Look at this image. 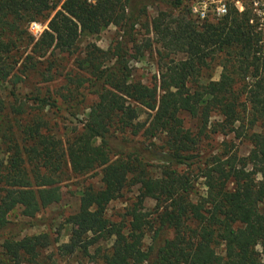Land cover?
I'll return each instance as SVG.
<instances>
[{
  "label": "trees",
  "instance_id": "1",
  "mask_svg": "<svg viewBox=\"0 0 264 264\" xmlns=\"http://www.w3.org/2000/svg\"><path fill=\"white\" fill-rule=\"evenodd\" d=\"M155 2L168 9L148 25L153 38L143 49L156 43L161 61L159 82L148 85L132 75L129 42ZM225 3L224 15L201 22L185 0H0V80L13 86L0 88L15 98L8 104L0 94V151L7 155L0 157V264H57L45 255L50 234L22 235L33 221L13 224L9 216L20 208L35 219L60 201L65 164L79 176L100 171L102 182L80 191L78 211L66 219L69 237L57 253L75 257L68 264H90V249L110 238L98 264H264V131L256 129L264 123V0ZM42 20L48 27L35 39L28 27ZM111 25L123 30L117 44L105 50L88 43L77 59L87 75L67 77L69 100L86 83L96 100L64 141L39 112L30 116L14 88L39 58L76 54L83 38ZM21 49L29 51L16 69ZM33 99L59 108L51 97ZM219 130L247 139L248 155L204 159L201 139ZM198 179L206 191L193 200ZM135 186L123 219L111 220L109 204ZM148 198L154 211L146 210Z\"/></svg>",
  "mask_w": 264,
  "mask_h": 264
},
{
  "label": "rangeland",
  "instance_id": "2",
  "mask_svg": "<svg viewBox=\"0 0 264 264\" xmlns=\"http://www.w3.org/2000/svg\"><path fill=\"white\" fill-rule=\"evenodd\" d=\"M186 8L190 15L198 21H204L209 19L210 21L217 20L220 16L218 13V7H221L222 1L225 0H185ZM208 6H207V4ZM238 6L242 8L241 4ZM168 8L158 2L151 4L148 7V12L140 20V23L136 26L132 39H130V59L129 65L132 69V75L136 80H141L148 85H153L159 82V65L161 63L157 53V44L154 43L151 49H143V45L147 38H153V33L148 31V25L151 20L162 10ZM170 11V10H169ZM54 14V13H53ZM204 14V15H203ZM48 27V20L34 21L32 22L28 30L31 35L38 39L42 32ZM123 35V30L116 25H111L101 33L85 37L80 41V49L76 54H65L56 52L55 55L48 53L45 57L39 58V64L36 69L31 70L28 74H24L23 81L17 84L14 88L18 94L20 102H26L25 108L30 116L35 113L43 115L48 122V129L50 132L56 134L62 140L72 133L74 128H80L83 126V122L87 119L89 106L96 100V95L88 87L86 83L85 87L74 91V98L69 100V87L67 81L69 75L85 74V71L79 69L78 57H83L86 46L90 42H95L102 49H109L111 45H116ZM30 49V48H29ZM21 49L17 54L19 58V64L16 67L18 69L20 64L25 59L29 51ZM143 50V51H142ZM173 57L177 60L184 59L186 55L184 53L173 54ZM38 59V58H37ZM114 60L108 61L113 63ZM50 69V70H48ZM221 68L218 67L214 74V79H218L220 76ZM19 73V72H18ZM49 75H52V79L49 80ZM0 85H3L5 89H12V82L9 80H0ZM0 94L6 99L7 103H13L15 98L7 97V91L0 88ZM37 95L51 97L52 100L56 99L59 108L47 106L40 108V105L34 101V97ZM19 104V103H17ZM10 115V113L6 110ZM27 113V114H28ZM12 115V114H11ZM150 115V112L144 110L142 113V119H146ZM4 115H0V122ZM13 116V115H12ZM11 116V117H12ZM188 125H191L194 130H197L196 120L186 119ZM215 121H222L221 117L215 114L212 118ZM220 129V128H219ZM257 130L264 131V123H259L256 127ZM207 137H203L199 144V151L203 154V158L217 156V155H238L240 157L247 156L251 149L250 142L230 131H210ZM0 144L2 139L0 138ZM4 148V145L2 144ZM0 157L5 160L7 155L5 151H0ZM65 174L62 181L58 184V190L61 195L60 201L51 204L47 208L43 209L35 219H30L22 215V210L19 208L10 214V219L13 224L26 220L33 221V225L23 231L22 235H31L36 233L48 232L52 239V245L45 251V255L49 256L50 260H56L57 264H68L69 261L75 260L66 259L61 257L57 253V247L61 242H66L70 233V226L66 223V219L76 213L79 208L80 191L88 185H94L100 187L101 174L98 172H92L86 175H76L72 173L68 165H64ZM195 175L196 171L194 172ZM206 188L202 179H198L195 182V186L190 197L193 200L199 199L200 195H203ZM138 193L137 186L130 189H125L122 197L112 201L107 210V215L111 220L121 221L125 215L128 207L136 199ZM146 210L154 211L156 207V201L152 198H148L145 202ZM58 240V242H57ZM152 242L151 234L145 237V247ZM113 243V238L100 241L98 244L90 249V256L87 261L90 264H98L100 261L101 253L110 248ZM219 252H222V248H219ZM58 255H57V254Z\"/></svg>",
  "mask_w": 264,
  "mask_h": 264
},
{
  "label": "built area",
  "instance_id": "3",
  "mask_svg": "<svg viewBox=\"0 0 264 264\" xmlns=\"http://www.w3.org/2000/svg\"><path fill=\"white\" fill-rule=\"evenodd\" d=\"M226 1V0H225ZM225 1H222V4H221V7H218V13H219V16H222L224 15L226 12H227V8H226V3ZM207 4V3H206ZM208 6V4H207ZM204 15V14H203Z\"/></svg>",
  "mask_w": 264,
  "mask_h": 264
}]
</instances>
